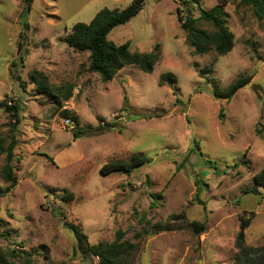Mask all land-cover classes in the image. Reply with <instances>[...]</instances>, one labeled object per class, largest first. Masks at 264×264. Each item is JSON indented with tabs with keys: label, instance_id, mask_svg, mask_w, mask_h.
I'll list each match as a JSON object with an SVG mask.
<instances>
[{
	"label": "rangeland",
	"instance_id": "rangeland-1",
	"mask_svg": "<svg viewBox=\"0 0 264 264\" xmlns=\"http://www.w3.org/2000/svg\"><path fill=\"white\" fill-rule=\"evenodd\" d=\"M26 1L0 0V100L20 105L16 183L0 195V249H25L34 264H98V256L76 249L66 220L79 224L90 243L111 242L122 231L133 243L125 255L130 264H234L243 255L236 243L241 215L253 212L243 245L264 262V186L248 190L264 166V17L242 0H228L232 48L199 54L186 40L177 8L196 17L218 0H144L107 37L127 41L132 51L159 44V59L151 71L126 64L103 80L88 68V51L74 50L65 35L100 8L131 0H30L22 17ZM22 31L26 53L17 51ZM12 61L24 87L9 72ZM33 68L52 84L73 83L63 106L36 91ZM164 71L174 73L173 85L159 84ZM245 75L249 81L230 98L213 95L214 87ZM64 107L78 117L75 137L60 114ZM150 112L155 115L143 116ZM9 118L1 107V133L8 132ZM194 138L202 155L193 150ZM133 153L148 160L129 171H101L103 163ZM3 164L4 154L1 189L8 183Z\"/></svg>",
	"mask_w": 264,
	"mask_h": 264
},
{
	"label": "trees",
	"instance_id": "trees-1",
	"mask_svg": "<svg viewBox=\"0 0 264 264\" xmlns=\"http://www.w3.org/2000/svg\"><path fill=\"white\" fill-rule=\"evenodd\" d=\"M228 0H218V2L211 8H200L198 16H191L185 8V14L182 15L180 9L178 10V19L180 21V27L185 32L187 42L193 47L195 53H206L211 49H214L217 54H223L229 51L234 44V34L229 29L226 23V11L224 5ZM243 3L249 4L256 16L259 19L264 17V0H242ZM144 0H131L127 5L122 8L114 7H102L95 12L91 19L86 21H76L71 25L70 31L65 35V40L69 46L76 51H88L89 65L88 68L92 71H97L103 80H110L115 73L126 64H133L144 71H151L155 62L159 59L160 49L159 44H156L151 50L139 51L130 50L127 41L116 43L107 37L109 31L117 24H121L129 20L135 15L141 8ZM30 0L26 1L25 6L22 8L20 15L22 17L29 11ZM199 19H204L210 23L211 28L203 27L199 24ZM24 29H28V22L23 21ZM21 40L18 43L17 51L19 53H26V47L24 46V40L27 41V34L22 31L20 34ZM20 59H23V55L20 54ZM15 61L11 62L9 72L19 83L24 87L23 81L20 80V76L14 73ZM202 72V71H201ZM250 75L238 77L234 81L230 82L225 87H214L213 95L216 98H230L238 88L245 85ZM176 77L171 71L161 72L159 75V84L169 83L174 84ZM29 81L35 86L36 91L49 95L55 104V108L63 106V101L67 100L72 95L73 83L67 84H52L48 80V75L41 69L33 68L29 72ZM126 95L124 100L126 102ZM178 100V97H177ZM4 108L8 111L10 116L9 126L7 133L0 132V155L4 154V164L1 168V173L4 179L8 182L5 189L0 188V195L4 191L12 188L16 183V175L14 171V164L12 163L14 158V148L17 144L18 138L16 136L17 125L19 123L18 110L20 105L11 101H7L6 98L0 100V108ZM60 114L62 116H71L76 122V127L73 128V136H77L81 132L78 127V117L75 114H70L69 109L66 107L61 108ZM222 114V113H221ZM154 113H147L143 116L152 117ZM99 119H102L98 115ZM199 150V154L202 155L198 141L194 138L193 150ZM148 158L141 153H133L129 160L123 161H108L103 163L101 171L109 172L116 171H129L136 165L147 161ZM255 184L248 189L249 191L258 192V185L264 186V166L254 175ZM67 199L71 198L72 194L67 193ZM62 196V198H63ZM199 202H202L200 200ZM253 214V212H252ZM243 217L241 215L239 229L236 235V243L239 246L242 256L237 254V260L234 264H264L260 259V256L255 253L251 254L252 249H248L243 245L244 230L248 226L251 220V216ZM175 213H171L170 216H175ZM183 215V213H182ZM69 229L75 235L76 249L81 254L88 252L98 256V264H130L127 261L126 254H128L130 248H132L131 241L128 239H122V231H118L117 237L111 242L99 241L97 243H90L88 241L87 234L83 232L81 226L71 221L64 222ZM191 224L198 227V230L204 229V224L196 220H193ZM3 234V232H1ZM0 264H34L31 258L30 252L25 249L9 248L0 249Z\"/></svg>",
	"mask_w": 264,
	"mask_h": 264
},
{
	"label": "built area",
	"instance_id": "built-area-1",
	"mask_svg": "<svg viewBox=\"0 0 264 264\" xmlns=\"http://www.w3.org/2000/svg\"><path fill=\"white\" fill-rule=\"evenodd\" d=\"M65 124H67L70 128L76 127V122L71 116H66L64 119Z\"/></svg>",
	"mask_w": 264,
	"mask_h": 264
}]
</instances>
